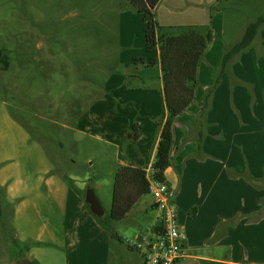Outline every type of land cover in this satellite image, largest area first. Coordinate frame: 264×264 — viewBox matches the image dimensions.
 Segmentation results:
<instances>
[{"label":"crops","instance_id":"0c3cea01","mask_svg":"<svg viewBox=\"0 0 264 264\" xmlns=\"http://www.w3.org/2000/svg\"><path fill=\"white\" fill-rule=\"evenodd\" d=\"M224 2L160 0L155 7L161 26L192 25L212 32L199 65L195 100L174 119L171 164L164 171V181L174 190L177 220L185 237L181 257L174 264H264V105L259 111L256 94L260 90L264 94V79L258 85L252 74L240 69L242 60L264 59V22L246 48L222 63L224 54L264 10H249L250 16L244 15L236 26L226 28V18L240 16L229 10L228 0ZM136 13L123 0V18L132 16L138 21L141 16ZM141 25L144 33L143 19ZM146 52L148 55L134 58L158 57L157 49L154 54ZM228 61H232L230 69ZM154 67L155 75L146 73ZM124 76L134 80L128 81L127 93L123 91V114L119 110L112 113L105 104L85 124L101 123L105 128L111 120L119 125L124 143L131 124L137 123L142 136L136 144L148 169L159 138L158 122L166 117L160 66L126 60ZM154 80L161 91V109L158 96L144 88L153 87ZM0 121L15 126L23 136L17 145L16 136L0 132V185L4 203L11 206L12 239L20 245L31 241L46 244L26 247L18 259L27 258L32 264H107L112 238L89 212L87 203L38 144L28 148L29 136L16 126L4 106ZM83 126L82 122L77 128ZM127 162L123 152L120 164ZM125 217L132 228L126 230L123 241L151 228L157 221L150 194Z\"/></svg>","mask_w":264,"mask_h":264},{"label":"rangeland","instance_id":"374dc122","mask_svg":"<svg viewBox=\"0 0 264 264\" xmlns=\"http://www.w3.org/2000/svg\"><path fill=\"white\" fill-rule=\"evenodd\" d=\"M228 3L240 17L226 18V28L250 16L249 10H264V0ZM136 14L141 16L138 21L123 18V0H0V108L4 106L29 136L28 148L38 144L56 171L83 190H93L103 208L96 221L106 233L115 234L107 264H141L143 259L123 241L132 228L126 224L129 216L109 217L113 174L123 160L119 125L108 120L105 128L101 123L87 127L85 122L105 104L112 113L123 114V91L127 93L128 81L134 80L123 77V62L147 54L142 15ZM258 58L242 60L240 69L259 85L264 59ZM146 73L155 75L157 69ZM155 83L144 88L158 96L161 109V91ZM262 91L256 93L259 111L264 105ZM82 122L80 130L77 125ZM0 132L16 136L17 145L23 142L22 133L11 124L0 123ZM3 198L0 185V264H17L26 245L12 239L11 206ZM148 198L149 194L141 197Z\"/></svg>","mask_w":264,"mask_h":264},{"label":"trees","instance_id":"16d2710c","mask_svg":"<svg viewBox=\"0 0 264 264\" xmlns=\"http://www.w3.org/2000/svg\"><path fill=\"white\" fill-rule=\"evenodd\" d=\"M160 0H125L129 9L141 13L144 27V44L147 51L158 50L157 58L137 57L145 65L158 63L160 66L163 106L166 117L158 122L159 138L154 159L147 169L145 161L136 144L142 136L137 123H132L129 137L123 143V152L127 164H118L113 174V188L109 217L121 220L139 202L141 197L149 194V179L164 181V171L171 164V148L173 145V122L195 100L199 84L198 71L201 59L212 39L210 28L199 26L164 27L159 25L155 17V7ZM264 22V14L249 23L242 39L224 54L222 63L246 48L253 39L258 27ZM67 183L84 199L85 189L73 186L71 180L63 176ZM89 210L88 204H86ZM89 212L100 222L101 217ZM101 224V223H100ZM105 229V228H104ZM107 230V229H106ZM105 230V231H106ZM114 238L112 231L107 232ZM117 237V236H116ZM118 240H120L117 237ZM22 245L43 246V242L31 241ZM131 248V247H130Z\"/></svg>","mask_w":264,"mask_h":264},{"label":"built area","instance_id":"2783aa9c","mask_svg":"<svg viewBox=\"0 0 264 264\" xmlns=\"http://www.w3.org/2000/svg\"><path fill=\"white\" fill-rule=\"evenodd\" d=\"M149 194L157 222L147 231L126 239V243L141 254L143 264H174L181 257V242L185 238L177 220L174 190L165 181L149 179Z\"/></svg>","mask_w":264,"mask_h":264},{"label":"water","instance_id":"95a60500","mask_svg":"<svg viewBox=\"0 0 264 264\" xmlns=\"http://www.w3.org/2000/svg\"><path fill=\"white\" fill-rule=\"evenodd\" d=\"M84 201L88 204L89 210L96 216L100 217L103 214V208L96 198L92 189L88 188L84 194ZM17 264H32L27 258H20Z\"/></svg>","mask_w":264,"mask_h":264}]
</instances>
